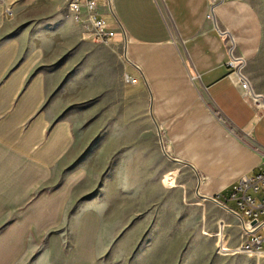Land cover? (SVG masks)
<instances>
[{
  "label": "crops",
  "instance_id": "0c3cea01",
  "mask_svg": "<svg viewBox=\"0 0 264 264\" xmlns=\"http://www.w3.org/2000/svg\"><path fill=\"white\" fill-rule=\"evenodd\" d=\"M101 2L97 12L115 35L100 58V42L84 38L66 0H0V264H62L65 253L101 256L112 243L114 220H101L102 203L78 204L72 195L87 170L84 118L59 113L67 105L74 112L93 107L97 81L114 63L133 82H122L123 100L107 101L109 116L97 122L114 134L130 126L124 113H148L173 164L167 173L195 178L201 200L229 205L232 187L264 159V113L227 66L232 43L251 87L264 96V0ZM62 58L74 68L73 92L65 97L53 94L55 73L37 69ZM108 91L103 96L113 97ZM131 155L124 147L113 170L121 192L118 177L127 182Z\"/></svg>",
  "mask_w": 264,
  "mask_h": 264
},
{
  "label": "rangeland",
  "instance_id": "374dc122",
  "mask_svg": "<svg viewBox=\"0 0 264 264\" xmlns=\"http://www.w3.org/2000/svg\"><path fill=\"white\" fill-rule=\"evenodd\" d=\"M98 3H102L101 0ZM98 45L101 58L107 48L103 43ZM66 57H70L68 52ZM65 58L61 65L37 68H49L55 73L53 94L56 96L65 97L73 92L74 68L64 65ZM111 66L97 81L99 96L91 100L93 107L89 104L74 112L76 107L67 105L66 112L59 116L84 118L82 163L87 170L83 168L85 173L78 177L72 195L78 204L87 200L102 203L101 220L106 217L114 220L113 240L101 256H93L90 250L78 256L68 252L63 255L62 264H264V255L218 251L219 236L224 237L228 247L237 248L239 223L221 204L201 200L195 194V178L191 175L188 179L181 174L176 177L174 171L167 173L173 164L161 147L158 130L153 127L148 113H124L130 126L114 134L101 127L100 122L109 116L107 101L114 100L117 106L123 100L121 87L126 80L117 73L116 63ZM107 88L113 97L103 96ZM93 109L97 111L92 113ZM140 119L151 127H136ZM99 123L100 127L96 128ZM124 147L136 154L131 155L126 166V179L134 190L126 180L122 184V178L118 177V184L125 191L121 192L113 170L120 163ZM155 154L160 156L159 160ZM167 179H172V184ZM231 205L234 203L229 202ZM98 208L96 206L95 210L99 211ZM92 229L94 226L89 227Z\"/></svg>",
  "mask_w": 264,
  "mask_h": 264
},
{
  "label": "built area",
  "instance_id": "2783aa9c",
  "mask_svg": "<svg viewBox=\"0 0 264 264\" xmlns=\"http://www.w3.org/2000/svg\"><path fill=\"white\" fill-rule=\"evenodd\" d=\"M97 7L98 0H66L67 11L84 27V38L93 42L108 43L114 37L115 31L100 17ZM208 17H211V14H208ZM219 32L222 39L229 43L231 40L229 34L225 30H219ZM228 51L229 76L240 87L243 96L252 106L264 113V96L253 90L244 75L245 60L234 54L232 43H229ZM126 81L133 82V79L126 77ZM167 181L172 184V179ZM228 199L234 205L229 206L225 202L217 203L221 204L239 223L240 242L237 248L228 247L223 241L224 237L219 236L218 251L264 255V159L255 173L251 176H242L238 180L232 187ZM222 229L223 226L220 227V230Z\"/></svg>",
  "mask_w": 264,
  "mask_h": 264
},
{
  "label": "trees",
  "instance_id": "16d2710c",
  "mask_svg": "<svg viewBox=\"0 0 264 264\" xmlns=\"http://www.w3.org/2000/svg\"><path fill=\"white\" fill-rule=\"evenodd\" d=\"M227 192L221 193L220 196L226 198Z\"/></svg>",
  "mask_w": 264,
  "mask_h": 264
}]
</instances>
